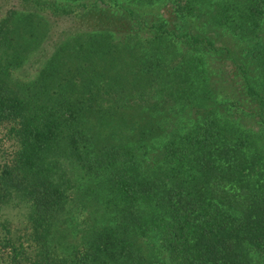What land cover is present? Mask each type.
<instances>
[{
  "label": "trees",
  "instance_id": "trees-1",
  "mask_svg": "<svg viewBox=\"0 0 264 264\" xmlns=\"http://www.w3.org/2000/svg\"><path fill=\"white\" fill-rule=\"evenodd\" d=\"M1 140L0 264H264V0H0Z\"/></svg>",
  "mask_w": 264,
  "mask_h": 264
},
{
  "label": "rangeland",
  "instance_id": "rangeland-1",
  "mask_svg": "<svg viewBox=\"0 0 264 264\" xmlns=\"http://www.w3.org/2000/svg\"><path fill=\"white\" fill-rule=\"evenodd\" d=\"M161 11H165V15H166L167 10H165V8H163ZM224 65H225V63H224ZM226 68H228V67L226 66ZM218 83H220V82H218ZM220 84H221L222 87L219 88L218 90H222L223 92L229 90L230 91V94L229 95L231 96V99L232 100H235L237 102V104L239 106H241V100H240L241 99V96L239 95V93L237 92V90L233 89L235 87L232 88V86H230V85H228L230 87H225L224 85H222V83H220ZM232 108L235 111L237 110L236 107H232ZM244 118H245V122L251 126L252 125L253 117H251L250 115H248V116H244ZM4 142H5V140H3V141L1 140L0 141V162L2 160H4L5 154L10 153V152L13 151L12 145L9 142L8 143H4ZM13 212L14 213H12V217L14 218V223H15L17 229L23 230L24 227H25V225L22 222L25 221L24 220L25 219V214H24L25 211L23 209H21L20 211L15 210Z\"/></svg>",
  "mask_w": 264,
  "mask_h": 264
}]
</instances>
